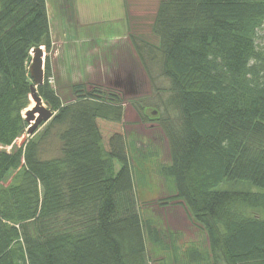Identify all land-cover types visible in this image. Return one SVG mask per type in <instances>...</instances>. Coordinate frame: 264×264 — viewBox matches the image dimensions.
I'll list each match as a JSON object with an SVG mask.
<instances>
[{
    "label": "trees",
    "instance_id": "obj_1",
    "mask_svg": "<svg viewBox=\"0 0 264 264\" xmlns=\"http://www.w3.org/2000/svg\"><path fill=\"white\" fill-rule=\"evenodd\" d=\"M263 24L264 0H160L158 44L129 35L150 81L152 61L169 80L164 115L132 104L167 140L158 171L174 189L162 202L179 201L208 242L188 246L183 264H264ZM35 46L45 53L36 89L53 115L28 135ZM51 48L46 0H0V264H149L146 241L165 247L136 193L152 152L126 139L118 92L78 83L61 100ZM52 130L59 153L41 158Z\"/></svg>",
    "mask_w": 264,
    "mask_h": 264
},
{
    "label": "rangeland",
    "instance_id": "obj_2",
    "mask_svg": "<svg viewBox=\"0 0 264 264\" xmlns=\"http://www.w3.org/2000/svg\"><path fill=\"white\" fill-rule=\"evenodd\" d=\"M159 1L48 0V3H53V20H56L59 12H62L63 16L73 18L71 26L76 27L82 34L97 35L99 29L108 34L109 37L104 39H97V36L93 40H73L68 43L69 51L73 55L72 60L77 64H74L75 68L67 75L71 82L60 81L59 90L56 92L65 102L72 101L74 94L70 87L79 83L87 87L95 85L113 90L121 95L124 100L123 126L126 139H132L137 147L152 152L144 164V179L139 180L136 193L141 214L154 219L162 229L164 233L162 241L165 247H158L146 241L149 264H183L184 250L191 244L206 249L207 238L203 229L187 217L179 201L162 202L174 189L173 184L158 171L159 165L169 161L167 140L158 122L141 121L132 106L133 103L143 104L164 115V105L170 95L169 80L161 74L159 63L148 62L147 67L152 77L150 81L129 39V35L132 34L151 45L158 44V37L152 32L151 26ZM74 2L78 6L79 19L76 13L70 15L71 3ZM54 3H61L62 10ZM126 19H128L127 23H125ZM53 25L55 26L54 23ZM54 41L53 48L59 42L57 39ZM256 41L258 47L264 49V24L257 31ZM59 64L60 60H58ZM50 78V84L55 85L56 81L52 73ZM34 105L35 103L30 99L25 110L31 109ZM25 110L22 112L23 115ZM170 112L172 115L175 114L172 108ZM46 123L47 121L36 130L42 131ZM26 137L27 134H23L17 143H21ZM42 145L41 158L58 155L59 142L53 130ZM11 176L12 172L8 173L5 183ZM252 190L257 188L252 187ZM168 232L173 237L172 242L178 250L177 260L173 259V247L169 243Z\"/></svg>",
    "mask_w": 264,
    "mask_h": 264
},
{
    "label": "crops",
    "instance_id": "obj_3",
    "mask_svg": "<svg viewBox=\"0 0 264 264\" xmlns=\"http://www.w3.org/2000/svg\"><path fill=\"white\" fill-rule=\"evenodd\" d=\"M52 1V0H51ZM58 2L62 0H57ZM57 6L59 5L61 7V3H54ZM53 3H48V0H46V8H47V15H48V20H49V28H50V34H51V39H52V49L49 53L50 56V69L52 75L55 77V85H52L53 88L57 91L59 90L58 88L60 87V81H65V82H71L70 77L67 76L71 71V69L75 68L74 64H77L72 60V53L69 51L70 41H75V40H86L90 39L93 40L94 38L100 39V38H107V33L101 32V29L98 30L97 35H89L86 33L80 32L77 30L76 27L73 25L71 26V22L73 18L66 17L65 15L63 16L62 12H59V17L57 16L56 20H53V13H52V6ZM72 5V6H71ZM71 11L72 13L70 14L71 16L75 15V13L78 15L79 19V13H78V6L77 3H71ZM62 10V7H61ZM126 11L128 12L127 8ZM127 17V16H126ZM75 19V18H74ZM128 22V19H126L125 23ZM55 24V26L53 25ZM76 23V20L75 22ZM117 37V36H114ZM57 39L59 42L58 44L53 48V42L54 40ZM132 45V44H131ZM135 52V51H134ZM136 57L138 58L136 52H135ZM76 56V55H75ZM61 57V59H59ZM58 60H60V64L58 65ZM82 60V59H81ZM83 61V60H82ZM78 62V61H77ZM77 66V65H76ZM59 95V94H58ZM63 102H65L63 99H61Z\"/></svg>",
    "mask_w": 264,
    "mask_h": 264
},
{
    "label": "water",
    "instance_id": "obj_4",
    "mask_svg": "<svg viewBox=\"0 0 264 264\" xmlns=\"http://www.w3.org/2000/svg\"><path fill=\"white\" fill-rule=\"evenodd\" d=\"M30 62L28 66L31 78L30 96L35 101V105L31 109L24 111L23 117L28 123L26 131L28 135L33 134L41 123L48 121L52 115V110L42 103V98L37 92V87L44 81V48L43 46H35L30 50ZM31 124V125H30Z\"/></svg>",
    "mask_w": 264,
    "mask_h": 264
},
{
    "label": "bare ground",
    "instance_id": "obj_5",
    "mask_svg": "<svg viewBox=\"0 0 264 264\" xmlns=\"http://www.w3.org/2000/svg\"><path fill=\"white\" fill-rule=\"evenodd\" d=\"M30 99L32 101V103H35L34 99L32 98V96H30ZM43 103V102H42Z\"/></svg>",
    "mask_w": 264,
    "mask_h": 264
},
{
    "label": "built area",
    "instance_id": "obj_6",
    "mask_svg": "<svg viewBox=\"0 0 264 264\" xmlns=\"http://www.w3.org/2000/svg\"><path fill=\"white\" fill-rule=\"evenodd\" d=\"M49 81L51 82V78L49 77Z\"/></svg>",
    "mask_w": 264,
    "mask_h": 264
}]
</instances>
